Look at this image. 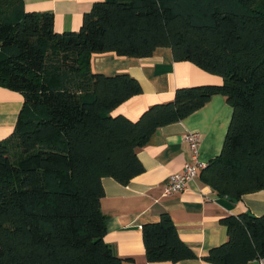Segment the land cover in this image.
<instances>
[{"label": "trees", "instance_id": "trees-1", "mask_svg": "<svg viewBox=\"0 0 264 264\" xmlns=\"http://www.w3.org/2000/svg\"><path fill=\"white\" fill-rule=\"evenodd\" d=\"M159 48L223 84L179 88L136 121L113 116L142 87L128 73H93L91 56L147 58ZM0 86L24 98L12 134L0 140V264H124L106 242L103 179L127 186L144 172L138 151L156 132L216 95L233 115L221 154L200 178L232 201L264 190V0H105L65 33L53 13L0 0ZM221 224L228 240L205 262L264 260V215ZM142 237L150 263L199 259L167 213Z\"/></svg>", "mask_w": 264, "mask_h": 264}, {"label": "crops", "instance_id": "crops-1", "mask_svg": "<svg viewBox=\"0 0 264 264\" xmlns=\"http://www.w3.org/2000/svg\"><path fill=\"white\" fill-rule=\"evenodd\" d=\"M28 12L53 13L59 33L79 31L83 18L94 4L105 0H23ZM91 70L114 76L128 73L142 87V94L118 107L113 116L124 115L136 121L151 106L174 100L179 88L222 85L223 78L209 74L193 63L177 62L170 48H159L151 57L129 58L116 53L93 54ZM24 106L20 93L0 86V140L12 134ZM233 109L225 97L216 95L199 111L181 122L160 128L150 143L138 151L144 172L127 186L104 178L102 210L106 217V242L124 264H211L202 258L228 240L221 219L249 212L264 215V190L248 194L238 201L219 196L200 178L180 193L165 195L171 177L182 173L191 160L186 134L198 132L202 140L199 160L205 165L222 152ZM170 215L180 238L199 259L179 263H150L142 237L145 224L157 223L162 214ZM250 264H264L255 260Z\"/></svg>", "mask_w": 264, "mask_h": 264}, {"label": "built area", "instance_id": "built-area-1", "mask_svg": "<svg viewBox=\"0 0 264 264\" xmlns=\"http://www.w3.org/2000/svg\"><path fill=\"white\" fill-rule=\"evenodd\" d=\"M185 139L190 147L191 160L185 164L182 173L171 175L165 187L166 196L186 190L190 183L193 182L206 167V165L199 160V147L202 140L201 134L198 132H190L186 134Z\"/></svg>", "mask_w": 264, "mask_h": 264}]
</instances>
